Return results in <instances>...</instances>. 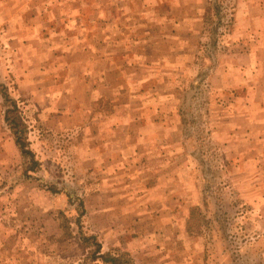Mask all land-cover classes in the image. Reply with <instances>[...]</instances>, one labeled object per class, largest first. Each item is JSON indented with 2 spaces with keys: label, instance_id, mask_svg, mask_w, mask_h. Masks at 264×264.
<instances>
[{
  "label": "rangeland",
  "instance_id": "rangeland-1",
  "mask_svg": "<svg viewBox=\"0 0 264 264\" xmlns=\"http://www.w3.org/2000/svg\"><path fill=\"white\" fill-rule=\"evenodd\" d=\"M76 1L0 0V264H264V0Z\"/></svg>",
  "mask_w": 264,
  "mask_h": 264
},
{
  "label": "crops",
  "instance_id": "crops-1",
  "mask_svg": "<svg viewBox=\"0 0 264 264\" xmlns=\"http://www.w3.org/2000/svg\"><path fill=\"white\" fill-rule=\"evenodd\" d=\"M53 2V3H52ZM38 4L40 6V9L37 10L34 14H33V18L36 22H39L40 26L43 27H47L49 25L48 22L51 21V18H49L48 16L50 14L54 13H61L59 15L61 22L64 23L65 28H71L72 24H74V21H77L80 19V15H79V7L77 6V1L76 0H38ZM65 20V21H63ZM108 26H110V22L109 20H107ZM38 28V27H37ZM36 28V29H37ZM55 33V32H53ZM38 35H36V37H38ZM75 38V37H74ZM73 38V39H74ZM41 42L44 45V49L46 50V52L48 51V49L50 51H52V45H51V40L50 37H48L47 39H41ZM72 39L70 37L69 40H67V42L71 43ZM105 55H109V53H99V56H105ZM100 95H97L94 97L93 100H91L92 104H94V100L99 97ZM102 96V95H101Z\"/></svg>",
  "mask_w": 264,
  "mask_h": 264
},
{
  "label": "trees",
  "instance_id": "trees-1",
  "mask_svg": "<svg viewBox=\"0 0 264 264\" xmlns=\"http://www.w3.org/2000/svg\"><path fill=\"white\" fill-rule=\"evenodd\" d=\"M8 119H9V115H5V120H8ZM10 121L12 123L11 128H12V130H14V135L16 136L15 137L16 142L20 145L22 152L26 153L27 151H26V149H24V141H22V139L19 136H17V133L21 132L20 129H18V127H17L18 122H17L16 118H12V119H10Z\"/></svg>",
  "mask_w": 264,
  "mask_h": 264
}]
</instances>
